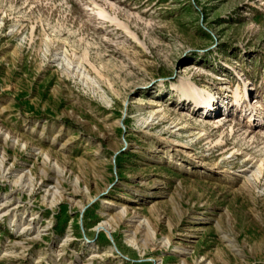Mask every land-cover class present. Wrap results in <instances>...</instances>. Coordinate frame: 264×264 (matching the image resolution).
<instances>
[{
	"label": "rangeland",
	"instance_id": "obj_1",
	"mask_svg": "<svg viewBox=\"0 0 264 264\" xmlns=\"http://www.w3.org/2000/svg\"><path fill=\"white\" fill-rule=\"evenodd\" d=\"M0 264H264V0H0Z\"/></svg>",
	"mask_w": 264,
	"mask_h": 264
},
{
	"label": "bare ground",
	"instance_id": "obj_2",
	"mask_svg": "<svg viewBox=\"0 0 264 264\" xmlns=\"http://www.w3.org/2000/svg\"><path fill=\"white\" fill-rule=\"evenodd\" d=\"M188 90L190 91L191 97H193V99L197 103V105L199 103H204L202 97H203V95H205L206 92L209 94V96L206 99L205 103H207V104H211L212 103L213 97L210 95V93L207 90L199 89V88H197L196 86H194L191 83L188 86ZM152 115H153V113L151 114V116ZM261 172H262V165L259 164V165L256 166L255 174L256 175H260Z\"/></svg>",
	"mask_w": 264,
	"mask_h": 264
}]
</instances>
